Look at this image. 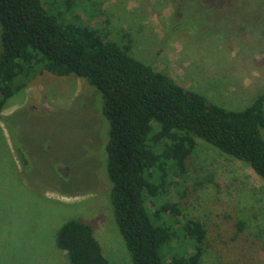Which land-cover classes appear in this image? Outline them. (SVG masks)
<instances>
[{
    "label": "rangeland",
    "instance_id": "obj_1",
    "mask_svg": "<svg viewBox=\"0 0 264 264\" xmlns=\"http://www.w3.org/2000/svg\"><path fill=\"white\" fill-rule=\"evenodd\" d=\"M78 1L81 21L123 43L129 34L134 56L213 102L242 108L264 87V0ZM93 91L82 77L43 71L5 103L13 133L1 119L0 264H24L31 254L42 256L31 264H72L55 232L77 217L113 264H132L108 202L107 120ZM186 166L149 206L179 202L180 216L205 223L203 264H264L262 177L203 139Z\"/></svg>",
    "mask_w": 264,
    "mask_h": 264
},
{
    "label": "trees",
    "instance_id": "obj_2",
    "mask_svg": "<svg viewBox=\"0 0 264 264\" xmlns=\"http://www.w3.org/2000/svg\"><path fill=\"white\" fill-rule=\"evenodd\" d=\"M92 3L86 0L85 8ZM79 5L78 0H0V120L13 133L2 113L5 103L38 73L82 77L101 94L108 202L132 264H203L205 223L180 216L179 202L151 208L149 201L186 173L198 139L244 161L264 180V87L242 108L213 102L134 56L129 34L123 43L81 21ZM2 135L0 125V141ZM237 225L243 230L244 221ZM55 244L72 264H113L81 217L58 226ZM41 259L31 254L23 260Z\"/></svg>",
    "mask_w": 264,
    "mask_h": 264
}]
</instances>
